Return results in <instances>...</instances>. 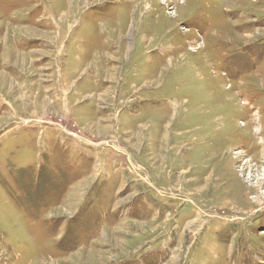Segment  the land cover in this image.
I'll list each match as a JSON object with an SVG mask.
<instances>
[{
	"label": "rangeland",
	"instance_id": "1",
	"mask_svg": "<svg viewBox=\"0 0 264 264\" xmlns=\"http://www.w3.org/2000/svg\"><path fill=\"white\" fill-rule=\"evenodd\" d=\"M0 264H264V0H0Z\"/></svg>",
	"mask_w": 264,
	"mask_h": 264
}]
</instances>
